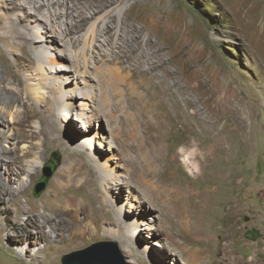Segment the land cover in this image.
I'll return each instance as SVG.
<instances>
[{"label": "rangeland", "instance_id": "rangeland-1", "mask_svg": "<svg viewBox=\"0 0 264 264\" xmlns=\"http://www.w3.org/2000/svg\"><path fill=\"white\" fill-rule=\"evenodd\" d=\"M11 3L0 0V14ZM131 3L121 6L123 16L128 14L130 24L146 26L142 48L158 62L156 69L145 64L136 78L125 71V81L102 83L101 74L114 65L102 60L100 47H91V36L73 47L67 60L64 45L52 42L51 28L42 21L32 26L48 57L46 68L34 59L29 83L48 98L36 99L22 84L26 71L0 42V97L19 100L9 107L12 117L0 105L5 120L0 121V261L63 264L66 255L115 242L117 250L107 247L101 255L117 264H153L155 257L158 264H264V0ZM122 20L120 15L119 26ZM148 39L162 49V58L154 57ZM100 44L106 49L105 39ZM71 58L77 60L80 76ZM49 77L58 79L68 94L85 87L92 97L57 100L44 88ZM103 105L109 119L99 114ZM66 107L72 111L69 119L61 116ZM27 112L29 123L13 120ZM81 120L90 126L92 154L108 157L107 163L98 162L100 174L110 181L112 216L119 209L123 227L142 218L144 229H125V239L114 237L119 226L102 211L100 219L109 221L91 240L70 247L55 239L31 243L27 235L36 229L28 212L40 218L41 204L52 201V184L75 158L52 140L54 124L74 146L86 132ZM49 161L56 165L54 175L36 197L34 187ZM107 171L112 172L108 177ZM100 174L94 168L82 192L73 193L74 201L102 190ZM70 226V231L76 228ZM254 229L261 236L251 241L246 233ZM24 248L29 251L22 256ZM82 258L85 264L95 261L93 256Z\"/></svg>", "mask_w": 264, "mask_h": 264}, {"label": "bare ground", "instance_id": "bare-ground-1", "mask_svg": "<svg viewBox=\"0 0 264 264\" xmlns=\"http://www.w3.org/2000/svg\"><path fill=\"white\" fill-rule=\"evenodd\" d=\"M129 1H132V7L141 2V0H12L11 6L5 14H0V42H3L8 47L17 62V67L26 71L28 79L27 81H21L29 97L34 96L36 99L41 98L43 100L48 98L45 95L40 96V93L37 92L39 88H33L32 84L29 83V80L34 79L32 72L34 59H37L44 69L46 68L44 64L48 57L44 55L41 49L42 46H40V36L33 31L34 27L32 26L33 23H41L42 21L51 28L52 42L58 43L59 41L64 45L63 58L67 60L68 58L70 60L68 53L71 52V49L80 43L82 39L87 38L88 35L91 36L93 44H91V47L93 49L100 47L99 56L102 60L107 61V65H114V67L107 66L101 74L100 80L102 83L112 81L113 78L119 82L125 81L126 75L122 74L125 71H129L131 77H139L145 64L149 69H156L158 62L153 61L149 57V53L142 48V32L146 26L139 21L138 25L135 23L130 24L128 14L126 13L123 16L124 9L121 6ZM20 11L23 12V15L19 14ZM120 15L125 17V20H122V26L118 25ZM93 20L95 21L93 22ZM85 30H88L86 34L83 33ZM102 39H105L106 49L100 44ZM147 47L152 48L155 54L154 57L162 58V49L157 43L148 39ZM2 58H4V54L0 51V60ZM51 62L56 67V62L54 60H51ZM76 62L77 60L72 61L71 66L77 68V75L80 76L81 74L78 70L80 67H78ZM16 80H20V78ZM44 88L53 92L57 96V100L61 97L66 100H72L77 97L86 99L92 97L85 87L76 88L70 92L71 94H68L61 87L59 80L51 77L45 80ZM8 97L7 95L0 97V105H4L2 107L4 114L12 117L9 107L16 104L19 100L16 96L10 99ZM81 105H84V103H81ZM69 106L73 107V103L72 105L69 104ZM105 107L103 105L99 109V114L109 119L111 114L105 112ZM113 107L116 108L117 103ZM62 115L65 119H69L72 115L71 109L68 107L64 108ZM81 116L84 118L86 113H82ZM31 117V114L27 112L19 117L15 115L13 120H18L19 124L25 125L29 123ZM0 121H5L2 114H0ZM80 122L86 132L82 134V138L79 140L81 143L74 146L61 136L58 124H54L53 130L55 132H52V140L65 147L66 152H72L75 158L72 160L71 166L60 171L57 179L52 184L49 190V198L52 201L41 204L43 212H39L40 218L34 213L28 212L30 214L28 220L31 221V225L36 229L35 234L29 233L27 235L31 243H37L40 240L50 242L55 239L57 242L64 244V247H70L74 246V244L78 245L91 240L101 230H104V222L109 221L105 220V217L100 219L102 211L107 215L111 214L110 223L119 226L118 231L113 234L114 237L125 239V229L129 230V232L131 231V233L132 230L134 232V229H139L140 231L144 229L142 228L144 225L142 218H132L123 227L122 213L119 209V212L117 211L112 216L113 200L112 196L107 193L108 188L111 189V187H108L110 181L106 177L104 179V175L100 174L101 168L100 162H98V160H101L107 163L108 157L105 154L97 156L92 154L90 145L93 144V137L92 134H89L90 126L86 120H81ZM94 143L96 144L95 141ZM97 145L100 148L103 147L102 143H97ZM42 164L40 162V165ZM93 167L103 178L102 190L89 194V198L84 196L80 200L74 201L73 193L80 194L86 187L88 178L94 174ZM111 173L107 171L105 176L107 175L108 177ZM32 176L30 177L32 178ZM56 217L59 219H56ZM66 217L71 222H67ZM73 223L76 224V228L70 231V225H73ZM48 224L50 229L46 230L45 228H47ZM56 229H60L62 234L54 235L53 233ZM64 231H70V233L66 235ZM156 241L153 242L154 245L164 248ZM28 251V248H24L21 255L24 256L23 253L27 254ZM155 259L156 257L152 263L158 264ZM162 261L164 263L170 262L169 259H162ZM144 263L149 264L148 261ZM159 263L163 264L161 261ZM0 264L7 263L0 261Z\"/></svg>", "mask_w": 264, "mask_h": 264}, {"label": "water", "instance_id": "water-1", "mask_svg": "<svg viewBox=\"0 0 264 264\" xmlns=\"http://www.w3.org/2000/svg\"><path fill=\"white\" fill-rule=\"evenodd\" d=\"M55 169L56 165L52 161L44 164L42 169V178L34 187V195L36 197H38L46 189L49 179L54 175ZM260 236V232L256 229L246 233V238L251 241H256ZM238 244L241 245V243ZM107 247H112L117 250V244L115 242L98 243L85 250L66 255L63 259V264H85L84 258L82 257L86 255L91 257L93 256L95 259L93 264H117L109 258L102 257L101 253L103 249H106Z\"/></svg>", "mask_w": 264, "mask_h": 264}]
</instances>
